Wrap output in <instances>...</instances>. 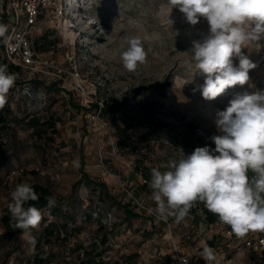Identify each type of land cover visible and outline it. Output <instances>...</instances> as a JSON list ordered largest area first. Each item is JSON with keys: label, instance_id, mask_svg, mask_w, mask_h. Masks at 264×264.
I'll return each mask as SVG.
<instances>
[{"label": "rangeland", "instance_id": "374dc122", "mask_svg": "<svg viewBox=\"0 0 264 264\" xmlns=\"http://www.w3.org/2000/svg\"><path fill=\"white\" fill-rule=\"evenodd\" d=\"M3 5L7 0H0V21ZM168 16L166 0H57L56 8L42 12L32 32L35 45L64 73L23 69L0 110L8 119L0 128V264H38L40 238L49 264H80L84 253L101 250L111 264H177L180 256L206 264L200 257L205 245L215 249L218 264H264V233L238 238L224 224L196 229L192 219L155 215L151 170H165L179 149L214 148L215 112L254 90L237 85L213 101L194 91L204 77L186 52L208 34V22L190 25L178 9L170 14L173 24ZM131 38L147 52L134 72L121 61ZM242 52L257 64L249 83L264 90V46L249 44ZM98 103L121 105L120 113L103 114L92 108ZM32 117L55 127L37 134ZM24 182L49 187L62 203L42 210L37 229L8 242L1 219L10 193ZM125 208L138 216L128 218ZM50 224L61 237L46 245L42 234Z\"/></svg>", "mask_w": 264, "mask_h": 264}, {"label": "clouds", "instance_id": "9594fccd", "mask_svg": "<svg viewBox=\"0 0 264 264\" xmlns=\"http://www.w3.org/2000/svg\"><path fill=\"white\" fill-rule=\"evenodd\" d=\"M169 18L178 9L190 25L207 20L208 34L193 40L186 52L189 64L204 77L198 85L201 96L213 101L237 85L254 90L236 94L223 110L215 112L217 133L209 137L215 147H196L190 154L179 149L165 170L153 168L149 187L158 220L174 217L177 222L190 215L197 202L230 226L238 238L250 232L264 233V90L249 83L254 63L242 52L249 44L262 47L264 41V0H166ZM7 26L0 24V38L7 42ZM238 59L234 64L233 58ZM147 52L138 38L128 40L121 53L123 67L134 72L146 61ZM17 74L0 64V110L15 86ZM10 224L25 231L37 229L43 211L29 202L39 194L28 183H19L10 193ZM48 206L54 205L51 197ZM200 257L206 264H218L214 248L205 245ZM181 264H187L182 258Z\"/></svg>", "mask_w": 264, "mask_h": 264}, {"label": "trees", "instance_id": "16d2710c", "mask_svg": "<svg viewBox=\"0 0 264 264\" xmlns=\"http://www.w3.org/2000/svg\"><path fill=\"white\" fill-rule=\"evenodd\" d=\"M3 21L7 22L9 24V30H10L12 28V22H11L10 17L7 15H2V19L0 21V24ZM3 41H4V38H0V64L7 65L9 72L19 74L23 69L8 64L7 61L3 57ZM35 47H36V45H35ZM36 49L38 50L37 47H36ZM92 108H95L97 110L101 109V112L103 114H107L110 112L112 115L117 116L120 113L121 105H114L113 106V105H110L108 103H104L103 107H101V105L98 103V104H94L92 106ZM7 123H8V119H7V116L5 115V113H0V128H4L7 125ZM29 123L34 128V130L37 132V134H40L41 132H43L42 131L43 128L47 127V128L54 129V127H55V124L53 122L40 124L39 119H37L35 117H32L30 119ZM127 148H128V150H134V151L137 150L136 147H132V146H129ZM83 167H84V164L81 167L82 171L84 170ZM83 177L87 178L88 175L85 173L83 175ZM32 186H33L34 190L39 194L40 199L38 201L29 202V203L33 204L37 208H39L41 210L51 209V207L48 206V201L46 199L48 197L53 198L54 206H56V208L58 205H60L62 203V200H60L49 187H45V186H42L39 184H32ZM125 210L127 212L128 218L138 216L136 213L129 210V208H125ZM187 219H192V225L196 229H199V227L201 225H204L206 227V229H209L210 227L215 226L217 224H223L219 221V219L216 215L209 212L205 208V206L202 202H197L196 205L190 210V215L188 217H186L183 221H185ZM172 220L175 221V218L172 217ZM1 222H2V225L4 228V233L2 235L3 240L8 241V242L16 241L23 234L22 229L13 228L11 226V224H10V212H9L8 208L5 210V212L2 216ZM54 226H55L54 224H50L43 231L42 236L45 238V244L46 245L51 244L52 239L55 236H58V238L61 237V231H55ZM226 226L231 231L230 226H228V225H226ZM105 242H106V240L104 239L103 243H105ZM36 249H37V256L35 257V259L37 260V263L38 264H49L48 259H47L48 253L44 251V247H43V244L41 242V238L36 245ZM104 254H105V251H103V250H101L98 253H95L94 256H92L91 254L86 252V253H84V257L82 258L80 264H111L109 261H106ZM112 264H120V263L116 261V262H113Z\"/></svg>", "mask_w": 264, "mask_h": 264}, {"label": "built area", "instance_id": "2783aa9c", "mask_svg": "<svg viewBox=\"0 0 264 264\" xmlns=\"http://www.w3.org/2000/svg\"><path fill=\"white\" fill-rule=\"evenodd\" d=\"M56 5L57 0H7V5L2 7V14L9 16L12 22V28L6 33L7 42L5 38L3 41V57L8 64L34 74L52 77L63 75L64 71L41 57L32 33L42 12L56 8ZM136 204L146 209L140 202L136 201ZM260 245L264 248V238L260 240ZM182 258L191 264V260L184 256L178 257L177 264H181Z\"/></svg>", "mask_w": 264, "mask_h": 264}, {"label": "bare ground", "instance_id": "6f19581e", "mask_svg": "<svg viewBox=\"0 0 264 264\" xmlns=\"http://www.w3.org/2000/svg\"><path fill=\"white\" fill-rule=\"evenodd\" d=\"M67 1H69V2H71V0H67ZM73 4V3H72ZM70 13L72 12V11H74V7H73V5L71 6L70 5ZM67 28H68V30H69V32H71V27L70 26H67ZM73 28V27H72Z\"/></svg>", "mask_w": 264, "mask_h": 264}]
</instances>
